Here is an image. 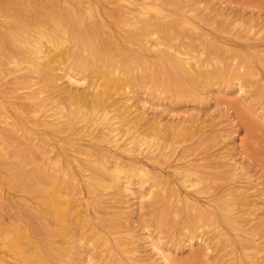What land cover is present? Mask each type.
<instances>
[{
    "label": "bare ground",
    "instance_id": "bare-ground-1",
    "mask_svg": "<svg viewBox=\"0 0 264 264\" xmlns=\"http://www.w3.org/2000/svg\"><path fill=\"white\" fill-rule=\"evenodd\" d=\"M11 1L13 5L17 3ZM19 1L22 6L29 7L27 12L30 14L20 12V5L16 7L19 9L12 11V4L2 5L0 0V116L5 124L12 127L0 132V168L6 170L4 175L0 172V184L4 182L7 188L2 191L0 186V264H51L44 249L61 256L65 264H99L93 258L102 255L105 249L118 252V263L124 256L126 259L121 264H133L137 257L133 233L106 235L104 228L91 221L94 217L100 219L101 213L90 208L87 197L91 189L94 193L98 189H110L114 195L123 196L124 189H127L122 179L123 164L117 166L116 158L126 161V157L134 159L141 155L153 159L164 149L161 145L163 124L160 119H148L147 110L143 108L147 99L137 97L139 91L134 89L136 79L142 81L148 77L146 71L139 67L142 63L158 66L166 75L171 69L177 70L180 73L178 78L182 77L193 87L201 89L203 81L208 83L217 77L214 73L221 64L224 66L225 61L222 51L219 52L221 43L203 36L201 40L206 42L203 50L189 49L171 31L168 32L176 23L189 30L191 35L196 33L200 27L194 18L199 17L200 11L207 12L208 7L204 0ZM166 7L172 8L165 12ZM236 22L230 21L232 28ZM79 52L88 60L79 64L92 76L86 86L88 91H69L68 99L61 101L59 98L65 89L60 87V78H65L69 84H80L84 80V76H79L72 67L78 59L71 56L74 54L81 58ZM262 62L264 64V59ZM233 66L230 72L234 76L232 79H236L237 88L242 89L240 78L247 76L249 71L241 63ZM247 80L252 84L262 81V78ZM9 83L13 85L8 86ZM151 86L159 88L160 84L153 80ZM249 108V105L243 106L253 121L246 124V130L256 131L262 144L264 112L257 109L254 112ZM13 114L19 116V121ZM142 122L150 123L153 132H144ZM183 128V123L179 124V130ZM19 131L30 136H25L23 142ZM31 135L44 136L47 144H53L55 152L45 156L40 150L43 163L24 169L21 159L10 160L15 157L10 148L24 150L22 145L26 141L27 147L36 146V143L28 145ZM76 140L85 141L104 154L93 157L92 153L84 150L71 155L63 144ZM245 144L246 140L241 139L240 146ZM255 148L256 156L264 158V144ZM108 152L109 155L106 154ZM164 152L161 154L167 155ZM25 153L30 152L24 151L23 157L27 156ZM142 157L134 160L139 161ZM73 165L77 167V173L71 172ZM174 165L172 174H179L184 186L195 187L190 178L191 171L182 169L178 163ZM239 168L236 164L235 169ZM145 170L144 166L137 167V172ZM145 174L147 177V171ZM9 186L19 187L27 197L15 195ZM192 198L177 196L176 202L185 203L195 210L197 206ZM8 199L13 201L17 210L25 205L23 209L27 214L16 210L8 214L4 208V201ZM236 199L249 205L256 201L257 196L229 186L218 197L207 198L208 206L200 208L203 209L201 214L205 217L211 215L224 226L233 227L238 239H249L255 249L243 251L242 256L249 259V264H264L262 255L258 253L264 232L234 225L238 214L236 209L240 206ZM210 201L215 204H209ZM114 203L120 207H111L102 213V216L109 215L108 225L128 223L130 218L122 203L118 199ZM243 214L249 212L244 211ZM251 214L257 217L259 210H253ZM29 215L39 225H44V236H34L26 229ZM71 216L77 220L74 222L77 227L73 232L75 235L69 237ZM15 221L23 223L18 225ZM211 224L201 223L196 228H201L200 232L213 233L216 226L205 229ZM95 235H99L100 243L93 244ZM248 236L253 237L250 239ZM145 237L149 238L147 240L158 257V264H178L165 252L161 242L153 239L148 229ZM191 237L185 236L188 243H191ZM201 237L197 236V242H202Z\"/></svg>",
    "mask_w": 264,
    "mask_h": 264
},
{
    "label": "rangeland",
    "instance_id": "rangeland-1",
    "mask_svg": "<svg viewBox=\"0 0 264 264\" xmlns=\"http://www.w3.org/2000/svg\"><path fill=\"white\" fill-rule=\"evenodd\" d=\"M1 1L3 2H1L2 5L12 4L13 7L16 5L15 8L12 7V11L20 8V12L29 13L27 12L29 7L22 6L19 0H13V2L19 3H15V5L11 0H7V3L5 0ZM204 1L208 7L207 12L201 13L200 11L199 17L194 18V22L198 21L199 23V31L191 35L189 30H185L181 25L175 23V28L173 27L168 32L171 31L189 49L203 50L206 43L201 40L203 36L218 41L221 43L219 52L222 51L225 59L224 66L221 64L220 69L214 73L217 77L211 78L208 83L203 81L201 89L200 87H193L194 85H190L182 77L178 78L180 73L177 70L172 71L171 69V75L169 72L166 75L158 66L142 63L139 67L146 71L148 77L147 79L142 78V81L140 78L136 79L141 82L137 84L135 81L134 89L139 91L137 97L147 99L144 98L146 102L143 108L147 110L148 119L154 117L160 119L161 124H163L161 145L164 149L158 157L153 159H147L141 155H139L142 157L139 161L134 160L139 158L137 156L134 159L126 157V161L123 158L112 157L111 159L116 158L117 166L123 164L122 179L127 188L124 189V195H114L110 189L107 191L98 189L95 193L91 189L89 196H91L92 201L88 199L89 196L87 197L90 208L93 207L99 214L101 213L100 219L94 217L91 221L99 228H104L107 231L106 235L121 236L133 233L134 245L137 248V252H135L137 257L133 264L159 263L157 255L151 250L147 240L149 238L146 239L145 237L146 229L149 230L153 239L161 242L165 252L169 253L170 257L175 259L178 264H228L229 262L249 264V259L243 257L242 253L246 250L255 249L251 241L238 239L233 227L224 226L220 220L211 218V215L205 217L201 214L203 209L200 208L208 206L206 204L207 198L218 197L229 186L257 196L256 201L250 200L249 205L243 200L236 199L240 206L236 209L238 214L235 216L234 225L264 232V158L256 156L255 151L256 146H262L264 143H260L261 139L258 134L256 135V131L248 132L246 130V124L253 121L251 115L243 110L244 105H249L252 110L254 109V112L256 109L264 112V64L262 62L264 59V0ZM16 7L19 8L16 9ZM171 8L166 7L165 12ZM234 20L237 22L235 28H232L230 21ZM73 56L76 57V60L78 59L77 61L81 60L80 62L76 61L72 67L79 76H84V80L80 84H69L65 78H60V87L65 89L59 98L61 101L68 99L69 91L72 93L88 91L86 86L92 79L91 73L80 65L88 61L85 54L84 57L82 54L79 55L81 58L74 54L71 57ZM67 63L70 61L67 60ZM234 63L243 64V67L249 71L247 76L240 78L242 89L237 88V81L232 79L234 76L230 73ZM137 73L139 74L140 71ZM260 78L262 81L252 84L247 80ZM153 80L159 82V88L151 86ZM12 85L8 84V86ZM13 116L16 118L15 120L19 121L17 118L19 116L15 117V114ZM147 121L151 123V120ZM150 123L142 122L141 129L146 133L153 132L149 126ZM181 123H183L184 128L180 131L179 124ZM11 128L10 125L3 122V118L0 116V132H4L3 129L7 131ZM19 132V137L23 138V142L25 136H30L27 132ZM241 139L246 140L244 146H240ZM29 142L28 145L36 143V146L27 147L26 141L22 145L24 150L15 148L17 151H14L10 148V153L15 156L10 160L21 159L24 169L37 167L43 163V160L40 159V150H43L42 154L45 156L55 152L53 144H47L44 136L38 138L36 135H31ZM252 143L259 144L253 145ZM63 145L67 147V151L71 155H78L79 151L84 150L92 153L93 157L104 154V151L95 148V146L87 145L85 141H69ZM49 149L52 150L48 152ZM20 151H29L30 156L25 153L27 156L23 157V152ZM164 151L167 152V155L161 154L165 153ZM106 154L109 155L110 152ZM174 163H178L182 169L191 171L190 178L195 187L184 186L179 174H172ZM236 164L240 166L239 169H235ZM139 166L145 167L147 177L145 171L143 173L137 172ZM76 169L75 165L71 166L72 173H77ZM0 172L4 175L6 170L0 168ZM169 180L173 181L170 182ZM168 182L170 183L168 184ZM1 185L2 191L7 189L4 182ZM81 187L86 191L83 185ZM9 188L15 195L27 197L19 187L9 186ZM73 190L76 191V188ZM177 196L193 197V202L197 208L191 210L189 205L176 202ZM116 199L122 203L121 206L127 211L130 221L121 226H118L117 223H111L112 225L109 226L106 221L109 215L102 216V213L111 207L118 209L120 206L114 203ZM209 204L213 205L215 202L210 201ZM23 207L26 208L25 205H22L17 210L11 199L4 201V208L8 210L7 213L16 210L15 212L27 214ZM256 209L259 210L257 217L251 214ZM244 211L249 212V214H243ZM34 221L36 220L29 215V219H27V223H29L26 229L30 233L32 232L34 236H44V225H39L37 221L35 224ZM70 221L72 232L69 237L75 235L73 232L77 227L74 223L77 220L73 216H71ZM209 222L212 224L205 229L216 226L217 230L213 233L200 232L201 228H196L201 223ZM15 223L19 225L23 222L15 221ZM32 223L34 224L32 225ZM186 227H188L187 230H185ZM187 235L192 236L191 243L187 242L185 238ZM201 235L202 242H197V236ZM248 237L251 239L253 236ZM262 240L263 243L259 245L258 253L264 259V239ZM96 242H101L99 235H95L93 238V244ZM44 250L51 264H65L61 256L55 255V252ZM104 251L106 252H103L99 257L96 255L93 258L99 264H121L126 259L123 256V260L118 263L117 251L111 250L109 252L106 249Z\"/></svg>",
    "mask_w": 264,
    "mask_h": 264
}]
</instances>
